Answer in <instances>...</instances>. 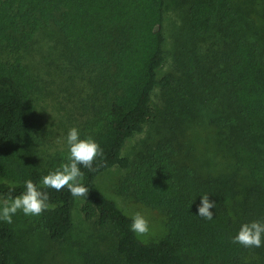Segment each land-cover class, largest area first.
Listing matches in <instances>:
<instances>
[{
  "label": "trees",
  "instance_id": "16d2710c",
  "mask_svg": "<svg viewBox=\"0 0 264 264\" xmlns=\"http://www.w3.org/2000/svg\"><path fill=\"white\" fill-rule=\"evenodd\" d=\"M262 1L190 0V46L180 53L184 80L178 84L173 70L164 69L168 0H0V197L21 194L28 179L39 187L59 168L55 159L49 168L42 159L39 87L30 59L38 34L55 25L71 62L87 71L93 103L99 102L83 107L84 122L98 129L82 137H92L103 157L96 171L81 166L88 197L46 189L50 207L39 228L53 240L66 239L83 201L93 234L71 249L85 264H264V238L259 248L232 243L243 223L264 221ZM207 41L212 47L203 55ZM157 92L163 101L155 108ZM199 97L221 104L212 121L249 184L231 205L217 176L197 162L194 126L201 111L192 107ZM159 117L170 136L132 162L124 154L127 141ZM116 166L130 170L123 191L166 212L167 233L158 242L133 233L132 217L98 189V178ZM204 194L216 203L212 220L196 215ZM15 240V230L0 220V264H11L8 244Z\"/></svg>",
  "mask_w": 264,
  "mask_h": 264
},
{
  "label": "rangeland",
  "instance_id": "374dc122",
  "mask_svg": "<svg viewBox=\"0 0 264 264\" xmlns=\"http://www.w3.org/2000/svg\"><path fill=\"white\" fill-rule=\"evenodd\" d=\"M262 2L264 4V1ZM189 4L190 0H168L166 14L167 55L164 69L173 70L178 84L184 80L180 53L184 54L190 46L187 23ZM210 47L211 42L207 41L203 45V55L209 53ZM30 59L39 87L38 119L43 145L42 159L46 168L52 166L54 159L60 167L68 161L69 152L65 139L68 131L75 127L79 130L80 138L85 139L82 136L86 132L98 129L84 122L83 115L86 110L83 107H99V102L93 103L96 98L93 97L94 89L89 82L87 71L81 70L71 62L65 49L64 38L55 25H49L38 34ZM189 92L191 94V91ZM162 101L157 92L154 97L155 108H158ZM203 103L199 97L196 106L192 107L197 109V112L201 111L194 126L198 130L194 142L199 154L197 162L217 176L214 177L218 179L221 187L229 192L227 201L231 205L233 200L245 195L249 184L247 178L236 168L232 154L225 145V136L212 121L220 108L222 111L221 104ZM217 133L221 143L216 141ZM169 136L170 127L166 126L161 117L154 118L145 124L142 132L127 141L124 154L135 162L149 146ZM129 172L128 169L116 166L98 178L97 187L115 200L129 216L141 213L149 222V232L138 236L145 242H158L167 233L166 212L141 204L132 193L121 189V183ZM82 205L83 201L76 205L74 231L64 240H53L46 231L39 228L43 214L32 216L18 211L12 217V223L2 220L16 232V240L8 244L11 264H85L80 261V254L71 249V246L76 248L81 239H88L89 234H93V223L85 219L81 211ZM103 258L105 257L98 258L99 262H103Z\"/></svg>",
  "mask_w": 264,
  "mask_h": 264
},
{
  "label": "clouds",
  "instance_id": "9594fccd",
  "mask_svg": "<svg viewBox=\"0 0 264 264\" xmlns=\"http://www.w3.org/2000/svg\"><path fill=\"white\" fill-rule=\"evenodd\" d=\"M68 147V161L62 163L55 171L42 177L41 185L38 187L31 179L25 180V190L13 196L10 190L6 197L0 198V220L12 223V217L22 211L24 215L39 216L46 211L50 204L49 194L46 189H54L59 192L65 188L74 198L88 197L89 189L80 183L84 173L81 166L90 171H96L100 165L94 167L98 157H103V151L92 137L80 138L79 130L75 127L68 131L66 136ZM216 203L210 200V196L204 194L200 197L196 215L205 220H212ZM130 230L137 235H146L149 232L148 220L139 212L132 217ZM264 238V221H252L243 223L232 238V243L240 244L245 248L262 246Z\"/></svg>",
  "mask_w": 264,
  "mask_h": 264
}]
</instances>
